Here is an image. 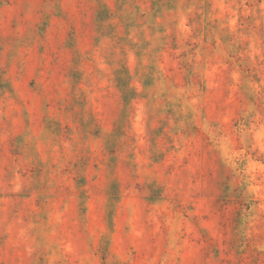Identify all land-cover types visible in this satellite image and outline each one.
Returning a JSON list of instances; mask_svg holds the SVG:
<instances>
[{
	"label": "rangeland",
	"instance_id": "rangeland-1",
	"mask_svg": "<svg viewBox=\"0 0 264 264\" xmlns=\"http://www.w3.org/2000/svg\"><path fill=\"white\" fill-rule=\"evenodd\" d=\"M0 264H264V0H0Z\"/></svg>",
	"mask_w": 264,
	"mask_h": 264
}]
</instances>
